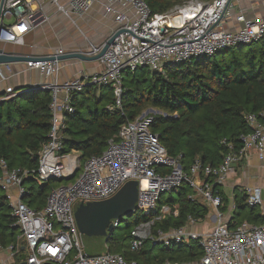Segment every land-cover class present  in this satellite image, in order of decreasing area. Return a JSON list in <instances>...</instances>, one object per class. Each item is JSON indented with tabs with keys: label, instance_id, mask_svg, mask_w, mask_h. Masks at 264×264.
I'll return each instance as SVG.
<instances>
[{
	"label": "built area",
	"instance_id": "built-area-1",
	"mask_svg": "<svg viewBox=\"0 0 264 264\" xmlns=\"http://www.w3.org/2000/svg\"><path fill=\"white\" fill-rule=\"evenodd\" d=\"M231 2L188 0L159 14L152 13L145 0H70L68 7L52 0L57 10L73 23L94 4H101L104 14L111 15L115 23L110 35L119 34L98 61L101 71L89 77L58 82L60 61L24 63L27 69H35L45 78H53L28 88L51 92V126L48 141L39 152L35 172L9 170L5 161L0 160V190L6 193L11 216L20 232L18 239L22 243L21 257L18 256L19 247L13 244L0 249V252H8L9 261L18 256L20 264H135L117 253H87L74 216L76 205L108 200L126 183L133 181L137 183L135 207L142 213L152 214L160 195L187 183L212 209L213 215L209 218L211 227L199 228L197 221L189 219L178 229H154L155 223L170 213L177 215L176 206L163 205L157 215L131 230L128 240L131 251L139 250L147 241L162 247L197 241L202 248L199 259L162 264H264V223L243 222L231 226V221L226 218L233 212L234 203L228 207L227 213L221 211L222 199L213 183L200 180L202 173L214 177V184L221 185L233 166L246 159L249 152L254 151L260 160L264 158V110L245 117L251 132L240 137L242 147L238 152L227 154L217 167H202L196 160L187 172L177 159L167 155L157 135L149 130L154 117L166 116L165 113L159 110L142 112L134 121L119 128L117 138L110 140L100 155L84 162L73 182L52 189L41 210L35 211L24 202L27 193L23 183L25 178L31 177L42 186L50 179L69 178L76 172L78 156L61 153L63 119L66 114L74 112L70 104L74 93L87 85L111 87L115 101L107 110L119 109L124 71L146 66L151 71L163 73L165 64L200 60L264 38V20L247 18L242 12L232 13L234 20L227 26L231 20ZM46 20L37 0H0V48L6 44L23 46L25 35ZM102 45H90L86 54L96 55ZM62 54L65 52L57 50L37 58ZM15 92L6 88L0 94V101L14 96ZM244 194L249 208L261 206L260 189L247 187ZM15 197L16 200L12 201ZM110 224L115 227L119 220ZM4 263L0 258V264Z\"/></svg>",
	"mask_w": 264,
	"mask_h": 264
},
{
	"label": "trees",
	"instance_id": "trees-1",
	"mask_svg": "<svg viewBox=\"0 0 264 264\" xmlns=\"http://www.w3.org/2000/svg\"><path fill=\"white\" fill-rule=\"evenodd\" d=\"M145 1L152 13L162 14L188 0ZM162 71L154 72L146 66L124 71L119 109L107 110L115 101L111 87L87 85L74 93L70 101L74 112L63 119L61 153H78L82 166L89 158L100 155L110 140L117 138L122 125L134 121L147 108L165 113L166 116L154 117L149 130L157 135L167 155L177 159L186 172L196 160L202 167H217L227 154L238 152L242 147L240 137L251 132L245 117L264 110V38L200 60L165 64ZM50 101L51 92L38 89L16 91L14 96L0 101V160L5 161L9 170L36 171L39 152L48 141ZM241 163L239 161L237 166ZM79 171L69 178L50 179L42 186L31 177L25 178L24 202L35 211L41 210L49 192L73 182ZM200 180L213 183L222 199L220 210L225 212L229 202L220 185L214 184V177L201 173ZM233 203L231 226L243 222L264 223L257 207L247 206L244 191L234 196ZM163 205L177 207L176 216L170 213L155 223L154 229L164 231L183 227L189 219L204 221L210 211L202 197L187 183H182L177 189L160 195L152 214L142 213L135 207L130 216H126L122 239L117 240L112 232L119 228L120 217V223L112 226L113 231L105 239L107 252L120 254L135 264L184 263L199 259L202 248L197 241L162 247L156 252V246L148 241L137 251H131L128 244L124 246L131 230L157 215ZM15 223L6 195L0 190V249L13 244L19 247L21 257L22 243Z\"/></svg>",
	"mask_w": 264,
	"mask_h": 264
},
{
	"label": "crops",
	"instance_id": "crops-1",
	"mask_svg": "<svg viewBox=\"0 0 264 264\" xmlns=\"http://www.w3.org/2000/svg\"><path fill=\"white\" fill-rule=\"evenodd\" d=\"M39 2H41L43 14L47 20L25 35L23 46L6 44L3 46L4 51L36 57L47 56L57 50H62L65 53L87 52L90 45L101 46L104 44L115 27L113 17L105 15L99 3L94 4L80 18H75V23H73L57 10L51 0H39ZM56 2L60 6L68 7L70 0H56ZM238 12H242L245 17L250 19L264 20V0H232L231 20L227 26H230L234 20L232 13ZM100 71L101 65L98 61L68 60L61 62L56 79L58 82H63L78 77H89ZM52 80L53 78H45L35 69H27L24 63L0 66V94L6 88L17 91ZM247 187L260 189L262 204L257 207V211L264 217V158L260 160L254 151L248 153L247 158L242 160L240 166L235 164L225 182L220 185L221 192L228 199V207L232 204L234 196L241 194ZM232 216L233 212L229 214L226 221H229ZM211 225L212 223H207L204 227H211ZM2 256L0 252V258L5 261L4 264H20L17 259L9 261V256L7 259Z\"/></svg>",
	"mask_w": 264,
	"mask_h": 264
},
{
	"label": "water",
	"instance_id": "water-1",
	"mask_svg": "<svg viewBox=\"0 0 264 264\" xmlns=\"http://www.w3.org/2000/svg\"><path fill=\"white\" fill-rule=\"evenodd\" d=\"M118 34L119 33L110 35L102 45L99 53L93 56H88L86 54L87 52L80 51L67 52L55 57L37 58L18 53H9L0 48V66L14 63H26L29 61L36 62L40 60H57L60 62L68 60H79L82 62L99 61L109 46L113 44ZM26 91H29L28 88L22 90V92ZM136 199L137 183L132 181L126 183L115 196L108 200L76 205L74 207V216L83 245L86 246V248H88V246L95 247L102 245L105 242L107 234L113 231L110 223L120 217L130 216L135 208Z\"/></svg>",
	"mask_w": 264,
	"mask_h": 264
},
{
	"label": "rangeland",
	"instance_id": "rangeland-1",
	"mask_svg": "<svg viewBox=\"0 0 264 264\" xmlns=\"http://www.w3.org/2000/svg\"><path fill=\"white\" fill-rule=\"evenodd\" d=\"M52 2V0H51ZM37 3H40L39 0H37ZM35 5H37L35 3ZM7 22V21H6ZM24 88H21L20 90H17V91H22ZM151 110H156V109H152V108H147L143 111V113H146V112H150ZM72 155H75V156H78V159H77V163H76V172L80 169L81 167V163H80V158H79V154L74 152V153H71ZM72 182V181H71ZM70 182V183H71ZM2 192V191H1ZM14 195H17L15 194V192H13ZM3 194L5 195L6 193L3 192ZM168 197V195L165 196V199ZM16 200V197L15 199H13L12 201ZM213 215V212H212V209H210L209 211V214L206 216V219L202 222V223H199L198 227L199 228H203L207 223H209V218L210 216ZM122 218V222L120 223V226L118 229L114 230L112 232V236L114 239H117V240H121L122 239V234L124 233V228H125V221H126V216H123L121 217ZM128 244V239H125L124 240V246H127ZM84 246V245H83ZM162 248V245H157L156 248L154 249V252H156V249H161ZM84 250L87 252V253H92V254H98V253H103V252H106L108 250L107 246H106V240L105 242L102 244V245H99V246H95V247H90L88 246V248H86V246H84ZM1 254L3 255L2 257L5 256V258L7 259L8 258V252L7 251H2Z\"/></svg>",
	"mask_w": 264,
	"mask_h": 264
},
{
	"label": "bare ground",
	"instance_id": "bare-ground-1",
	"mask_svg": "<svg viewBox=\"0 0 264 264\" xmlns=\"http://www.w3.org/2000/svg\"><path fill=\"white\" fill-rule=\"evenodd\" d=\"M72 160V159H71Z\"/></svg>",
	"mask_w": 264,
	"mask_h": 264
}]
</instances>
